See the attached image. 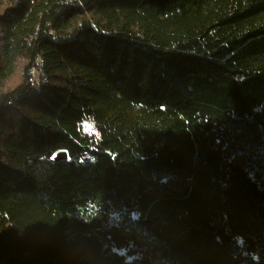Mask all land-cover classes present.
I'll list each match as a JSON object with an SVG mask.
<instances>
[{"label":"trees","instance_id":"obj_1","mask_svg":"<svg viewBox=\"0 0 264 264\" xmlns=\"http://www.w3.org/2000/svg\"><path fill=\"white\" fill-rule=\"evenodd\" d=\"M0 264H264V0H0Z\"/></svg>","mask_w":264,"mask_h":264},{"label":"built area","instance_id":"obj_2","mask_svg":"<svg viewBox=\"0 0 264 264\" xmlns=\"http://www.w3.org/2000/svg\"><path fill=\"white\" fill-rule=\"evenodd\" d=\"M41 68V60H37L35 65L29 67V81L33 86H38L40 84L41 79H43V74L40 71ZM79 130L84 134L89 136H94L95 138L99 137V130L96 127L95 120L92 117H88L79 125Z\"/></svg>","mask_w":264,"mask_h":264},{"label":"water","instance_id":"obj_3","mask_svg":"<svg viewBox=\"0 0 264 264\" xmlns=\"http://www.w3.org/2000/svg\"><path fill=\"white\" fill-rule=\"evenodd\" d=\"M66 158V152L65 151H60L57 153L56 159H65Z\"/></svg>","mask_w":264,"mask_h":264}]
</instances>
